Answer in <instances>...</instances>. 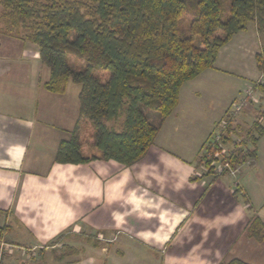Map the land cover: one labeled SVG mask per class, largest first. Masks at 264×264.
Instances as JSON below:
<instances>
[{
    "label": "crops",
    "instance_id": "1",
    "mask_svg": "<svg viewBox=\"0 0 264 264\" xmlns=\"http://www.w3.org/2000/svg\"><path fill=\"white\" fill-rule=\"evenodd\" d=\"M1 24L0 238L12 245L4 264H118L150 252L162 255L157 264L250 259L244 250L258 249L264 239L249 237L248 227L255 216L264 223V204L255 208L237 195L248 194L262 174L264 133L254 161L236 179L201 172L198 154L220 117L203 111L205 117L191 98L199 110L187 111L178 99L135 163H57V145L78 117L79 88L71 94L68 84L63 93L47 91L49 70L37 46L3 32ZM236 36L219 50L221 63L214 68L230 62L219 57ZM249 75V80L262 77L258 70ZM259 98L262 104L264 97ZM190 127L200 132L191 148Z\"/></svg>",
    "mask_w": 264,
    "mask_h": 264
},
{
    "label": "trees",
    "instance_id": "2",
    "mask_svg": "<svg viewBox=\"0 0 264 264\" xmlns=\"http://www.w3.org/2000/svg\"><path fill=\"white\" fill-rule=\"evenodd\" d=\"M0 5L3 32L37 46L49 70L43 87L63 93L68 82L79 85L78 117L57 145V163L101 159L129 166L140 160L178 104L181 86L214 68L219 50L249 23L264 34V0H0ZM254 61L264 75V50ZM99 71L109 73L103 82L95 75ZM144 109L158 114L157 124ZM83 120L94 128L96 154L82 153ZM253 124L241 143L244 154L226 156L230 166L255 159L264 125L259 119ZM248 236L264 239L258 216ZM226 264L250 263L233 258Z\"/></svg>",
    "mask_w": 264,
    "mask_h": 264
},
{
    "label": "rangeland",
    "instance_id": "3",
    "mask_svg": "<svg viewBox=\"0 0 264 264\" xmlns=\"http://www.w3.org/2000/svg\"><path fill=\"white\" fill-rule=\"evenodd\" d=\"M2 13L3 10L0 5V25H2L1 23L3 22ZM186 24L187 19H183L182 25L185 27ZM244 32L245 33H242V31L238 32L237 36L230 44H227L225 49L227 53H225V55L224 52L220 54L219 59H222L223 64L227 58L230 60L229 63L224 64V68L206 69L195 78L186 81L181 86L179 92V100L186 105L185 109L187 111L194 109L199 110L195 107L194 103L189 101L191 98L197 101L199 108L203 109L202 112H209L208 114H210V117L214 118V116H216V119L220 117L217 122L213 124L214 127L212 126L213 129L204 141L200 153L198 154V163L200 162L201 164V172L211 174L212 176L215 175L218 165L224 161V156L222 155L230 154L234 151H240L244 154V146L246 145L243 146L241 143L247 139V132L252 129L256 119H259V123L264 125V102H262V104L259 102V97H264V88H260V85L264 84V75L262 74L261 78L259 77V79L255 80H249L247 77L250 76V72H257L254 64V55L264 50V34L262 35L257 31L255 23H249ZM220 63L221 62L218 60L214 65L219 66ZM95 75L103 82L108 78L109 73L107 71H99L95 72ZM78 88V85L70 82L67 86V92L71 94L77 91ZM253 93L255 94L253 95ZM235 107H239V109L235 110ZM222 110H225L224 114ZM144 112L148 115L150 122L157 124L159 119L157 113L148 109H144ZM205 113L204 115L206 117L208 114L206 115ZM232 117L233 120L230 121L229 119H232ZM116 124L117 123H115V126ZM200 129L202 131L201 135L203 136L204 132H206L204 121H202ZM188 130L190 134L186 139L190 141L189 148H191L196 146V142L199 140L198 134L200 132H193L192 127L188 128ZM93 132L94 128L92 124L88 120H83L80 141L82 143V153L85 155L98 153L91 144ZM216 133H222L221 144L225 147V150L211 149V146L219 148L218 143L209 142L210 139L214 138V134ZM226 135L228 138H226ZM223 138H226L227 141H223ZM247 146H249V149L252 147L249 144H247ZM261 146L264 148V140ZM250 164L251 159L248 157L243 163L234 166L239 167L237 170L234 169V175H232L235 177L234 179L238 177V173L242 170L241 168ZM263 166L264 164H262V167ZM248 189V194H245L244 197L242 195H237V197L242 200L244 198V202L246 199L247 202L255 208H257L258 205L264 204V167L262 168V174L256 181H253L252 187L249 186ZM244 252V254L248 252L250 254V259L248 261L246 260L247 263L264 264V243L258 246V249H251L250 251L244 250ZM140 255L141 254L129 255L124 259L118 260V264H131L126 261L127 258L130 260L135 259L133 264H157V261L160 262L162 257V255L157 252H150V254L143 253L145 256L142 255V257H140ZM114 264L116 263L114 262Z\"/></svg>",
    "mask_w": 264,
    "mask_h": 264
},
{
    "label": "built area",
    "instance_id": "4",
    "mask_svg": "<svg viewBox=\"0 0 264 264\" xmlns=\"http://www.w3.org/2000/svg\"><path fill=\"white\" fill-rule=\"evenodd\" d=\"M239 107H235V110H238ZM234 112V111H233ZM234 115V114H233ZM230 121L233 120V117L232 119H229ZM225 128V127H224ZM221 138H222V133H219V134H214V138L213 139H210L209 142H213V143H218L219 144V148H215L214 146H211V149H214V150H217V149H222V150H225V147H223V145L221 144ZM202 154V153H201ZM229 155V154H225V155H222L224 156L223 158V162H221L218 167H217V170L215 172V175H222V174H225V173H228L230 175H234V171L239 169V167H232L230 166L229 162H228V159H226V156ZM235 169V170H234ZM12 245L6 241H3L1 238H0V264H4L3 263V256H4V253L6 251L7 248H10Z\"/></svg>",
    "mask_w": 264,
    "mask_h": 264
}]
</instances>
